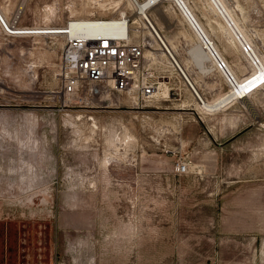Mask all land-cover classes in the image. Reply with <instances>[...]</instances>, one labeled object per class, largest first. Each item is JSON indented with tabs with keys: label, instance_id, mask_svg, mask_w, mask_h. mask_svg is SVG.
I'll list each match as a JSON object with an SVG mask.
<instances>
[{
	"label": "rangeland",
	"instance_id": "1",
	"mask_svg": "<svg viewBox=\"0 0 264 264\" xmlns=\"http://www.w3.org/2000/svg\"><path fill=\"white\" fill-rule=\"evenodd\" d=\"M112 1L0 5L9 21L18 15L16 27L57 28L118 17ZM127 1L120 8L131 15ZM227 1L264 60V0ZM190 6L239 80L252 77L207 0ZM148 16L202 98L221 97L223 77L187 66L194 35L182 15L161 2ZM65 39L0 29V230L15 233L10 245L27 248L29 264H264V82L250 91L251 108L235 100L208 112L165 61H152L166 89L146 105L115 92L63 96ZM178 160L187 173L175 171Z\"/></svg>",
	"mask_w": 264,
	"mask_h": 264
},
{
	"label": "bare ground",
	"instance_id": "2",
	"mask_svg": "<svg viewBox=\"0 0 264 264\" xmlns=\"http://www.w3.org/2000/svg\"><path fill=\"white\" fill-rule=\"evenodd\" d=\"M92 1L98 3L101 0ZM161 2L171 3L172 7L182 15L187 26L194 35V38L190 41L185 53L187 66L190 65V67H193V69H195L197 72L199 71L205 75L215 71L221 77H223L225 82L228 84L229 89L216 100L205 101L202 98L191 78L192 73L187 71V69L180 64L179 60L175 56V51H173L166 44L150 20L148 16V10L154 4ZM207 2L210 8H212L216 15H218L223 21L222 24H218L225 42L234 47L241 55L245 65L254 71L252 77H249V79L246 81H240L241 79L239 80L237 74L231 68L225 57L221 54L209 32L194 14L192 7L190 6V0H128L127 6L132 9L131 15H127L126 11L121 10L120 0H114L111 2V5L114 8L117 7L115 10L119 11L118 17H113L110 19H95L89 17L73 19L65 25L59 26L57 28L10 27L9 24L11 23L5 14L3 6L1 5L0 16L3 19L6 27H8L10 30L7 31L2 27L3 31L6 33L20 32L21 30V32H27L26 34L36 35L34 32H42V34L49 35L47 32L59 30L67 31L65 36H69L73 39L80 37L98 38L101 36L122 35L128 25L127 23L130 21L131 24H135L137 27L135 30L136 32H140L141 29H146L147 31L146 35L141 36V40H143V42L148 45L144 54V62L147 64L152 61H165L178 75H180V77H182L188 88H190L191 92L198 100L199 108L208 112L217 111L235 100L240 101L244 107L251 108L252 105L249 102V93L254 86L264 81V60L256 52L253 41H251L246 32L243 30V27L233 16V12L238 11L239 7L237 6L236 8H233L227 0H207ZM120 16H123L124 18H121ZM241 44H246L249 46L250 49L247 53L242 51ZM154 45H157L158 48L153 47ZM214 52L221 60L224 61V68L219 69L217 67L215 61L216 55ZM163 84L164 86H162V88L164 90L166 89L165 83L161 82V85ZM190 85L194 88L197 95ZM109 94L110 91L108 89L103 92V95L107 97Z\"/></svg>",
	"mask_w": 264,
	"mask_h": 264
},
{
	"label": "built area",
	"instance_id": "3",
	"mask_svg": "<svg viewBox=\"0 0 264 264\" xmlns=\"http://www.w3.org/2000/svg\"><path fill=\"white\" fill-rule=\"evenodd\" d=\"M17 17L18 15L10 21V27L15 26ZM127 24L122 35L98 38L73 39L65 36L67 31L59 30L47 32L49 35L34 32L38 36H57L64 39L66 37L64 49H62L59 58V89L57 92L63 96H74L81 93L94 99L108 89L110 93L126 94L132 107L143 106L157 100L164 84L161 85L159 77L154 74L148 63L144 62V54L148 45L138 38L141 32H136L135 29L136 36L133 35V28L129 27L132 24L130 21ZM2 27L10 31L0 16L1 30H3ZM26 33L20 30V32L6 34ZM241 46L245 53L250 49L246 44H241ZM215 61L219 69L225 67L224 61L217 55ZM178 76L180 77V75ZM184 84L186 83L184 82ZM174 169L178 174H185L189 171V163L178 160Z\"/></svg>",
	"mask_w": 264,
	"mask_h": 264
},
{
	"label": "crops",
	"instance_id": "4",
	"mask_svg": "<svg viewBox=\"0 0 264 264\" xmlns=\"http://www.w3.org/2000/svg\"><path fill=\"white\" fill-rule=\"evenodd\" d=\"M0 202H1L0 206H2V205L6 206L7 205L6 201H4V200H2ZM6 211L7 210H4L1 208L0 217H3L4 213ZM8 226H10V225L7 224V227ZM22 232H23V230L20 229L19 234L17 233L18 239L22 238V236H21ZM14 239H15V233H13V234L8 233V229H7V232H2L0 230V264H29L28 261L25 259V257H27V255L25 254V250L27 248H25V247L21 248V245H19L20 248L15 250L12 247V245H10V243H13ZM8 244H9V247H8ZM29 256L30 255L28 254V257Z\"/></svg>",
	"mask_w": 264,
	"mask_h": 264
},
{
	"label": "water",
	"instance_id": "5",
	"mask_svg": "<svg viewBox=\"0 0 264 264\" xmlns=\"http://www.w3.org/2000/svg\"><path fill=\"white\" fill-rule=\"evenodd\" d=\"M191 86V85H190ZM191 88L193 89V91L195 92V94L197 95L196 91L194 90V88L191 86Z\"/></svg>",
	"mask_w": 264,
	"mask_h": 264
}]
</instances>
